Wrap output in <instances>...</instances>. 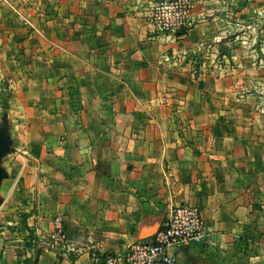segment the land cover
<instances>
[{"label":"crops","instance_id":"crops-1","mask_svg":"<svg viewBox=\"0 0 264 264\" xmlns=\"http://www.w3.org/2000/svg\"><path fill=\"white\" fill-rule=\"evenodd\" d=\"M159 1L0 0V264H93L182 203L176 264H264V0H191L175 43Z\"/></svg>","mask_w":264,"mask_h":264},{"label":"built area","instance_id":"built-area-1","mask_svg":"<svg viewBox=\"0 0 264 264\" xmlns=\"http://www.w3.org/2000/svg\"><path fill=\"white\" fill-rule=\"evenodd\" d=\"M191 7V0H160L150 16L158 30L175 43L186 32ZM2 85L0 79V90ZM53 225V242L57 245L66 242L63 217H55ZM208 230L201 206L192 203L175 205L165 215L152 239L131 243L117 253H94L93 264H176L177 256L170 250L184 243L203 242Z\"/></svg>","mask_w":264,"mask_h":264},{"label":"rangeland","instance_id":"rangeland-1","mask_svg":"<svg viewBox=\"0 0 264 264\" xmlns=\"http://www.w3.org/2000/svg\"><path fill=\"white\" fill-rule=\"evenodd\" d=\"M253 57V56H252ZM231 58V57H230ZM226 59H228V57H226ZM225 59V60H226ZM252 59V61L253 62H255V61H261V60H263L264 61V54H263V56H262V54L261 53H259V54H256L253 58H251ZM233 60V59H232ZM232 60H230V61H232ZM4 160H1V162H0V165H1V167H3V168H5L4 170H6V166H4V162H3ZM6 173H7V176L6 177H3L2 179H0V189H1V187L3 188V191H2V193H0V201H2V200H5L6 198H7V194H6V191H8L10 188H11V183H9V182H5L8 178H9V171L8 170H6ZM6 196V197H5ZM11 199H12V197H11ZM3 203V201L0 203V206H1V204Z\"/></svg>","mask_w":264,"mask_h":264},{"label":"water","instance_id":"water-1","mask_svg":"<svg viewBox=\"0 0 264 264\" xmlns=\"http://www.w3.org/2000/svg\"><path fill=\"white\" fill-rule=\"evenodd\" d=\"M9 144L10 143H9L8 137L5 136L4 134L0 133V162L2 160V157L8 151ZM4 169L5 168L1 167V165H0V179L7 176L6 170H4ZM1 202L2 201H0V203Z\"/></svg>","mask_w":264,"mask_h":264},{"label":"trees","instance_id":"trees-1","mask_svg":"<svg viewBox=\"0 0 264 264\" xmlns=\"http://www.w3.org/2000/svg\"><path fill=\"white\" fill-rule=\"evenodd\" d=\"M40 253H41V249H38L36 251L35 256L34 257H31V258H27L25 260V263L24 264H37L38 263L39 256H40Z\"/></svg>","mask_w":264,"mask_h":264}]
</instances>
